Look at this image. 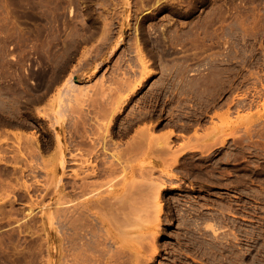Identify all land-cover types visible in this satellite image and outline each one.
I'll return each mask as SVG.
<instances>
[{
    "label": "rangeland",
    "instance_id": "rangeland-1",
    "mask_svg": "<svg viewBox=\"0 0 264 264\" xmlns=\"http://www.w3.org/2000/svg\"><path fill=\"white\" fill-rule=\"evenodd\" d=\"M77 34L78 50L68 52ZM137 37L157 72L125 103L114 138L127 146L154 124L157 144L174 130L179 159L170 165V154L145 149L133 169L93 177L97 195L114 190L130 203L133 194L135 214L128 204L122 212L132 228L110 220L117 238L94 212L76 210L86 196L71 187L88 163L82 154L62 181L54 176L53 126L62 119L69 141L77 116L55 94L78 65L90 100L75 108L111 100L134 64ZM131 109L148 113L128 133ZM30 133L44 145L43 158L32 156L50 161L47 172H33V157L17 152ZM0 144V264H264V0H0ZM190 146L197 149L182 153ZM73 148L69 157L82 151ZM210 223L228 240L212 236Z\"/></svg>",
    "mask_w": 264,
    "mask_h": 264
},
{
    "label": "bare ground",
    "instance_id": "bare-ground-1",
    "mask_svg": "<svg viewBox=\"0 0 264 264\" xmlns=\"http://www.w3.org/2000/svg\"><path fill=\"white\" fill-rule=\"evenodd\" d=\"M80 42H81V39L78 37V34L75 35L73 37V40L71 41V43L68 46V49H67L68 52H71V53L76 52L78 50ZM135 51H136L135 52L136 56H135V58H132V60L135 59L134 64L132 62V64H129V67L126 69V72L123 71L124 75L122 76V78L120 77L121 84H120V81L118 80L119 86L114 91L115 95H113V96L111 95L112 98L110 97V95H108L110 97L109 99H111V100H109V101H105V100L104 101H95V102H91V103L88 101L89 104L87 106L86 111H85L86 107H85V109L81 107L78 110L75 108V105L77 106L80 103V101H82L83 105L87 104L85 102H87V100L90 98L89 90L86 89V87H84L78 80V71L76 72V70H78V65L74 66V68H76V70H73L69 73V76L64 80V84L58 88L57 94H55V97H58L61 99L65 98V99L69 100L70 102H73V108H74L77 116L75 115L76 116L75 121L72 120V121H74L73 122L74 124L73 125L71 124V125L74 127L73 128L74 131L72 133H70V138H71V140L69 139L70 142L68 141L67 131L64 129V126H63L64 121L62 119L57 118V120L53 126L54 133H55L54 134V138H55L54 141H55L56 148H57V156H56L57 162L55 163L54 176L56 177V179H59L58 181H62L63 175L66 174V172L68 170V169L66 170V167L68 165L69 160L74 159V161H77V157L80 156V154H82V156L85 158V161H87L88 163L85 162V164L86 163L87 164L83 165L84 160L81 158L83 160V162L81 165H79V164L78 165H79V167L81 166V168H79V169L82 171L78 170V171L74 172L75 178H79V180L73 181V184L71 183L72 185L69 182V184L72 187V190L74 192H76V195L78 193L80 195L82 194V196H83V194L86 195L85 199L81 203L78 204L79 207H78V209L76 208V210L78 211V214H79V210H80V213H82L83 216H85L86 213H90V211L94 212L96 214V216L101 220L102 224L105 225L107 234H109V233L113 234V236H115V237H117V234H115L113 232V230L111 228L113 225V222L111 223L110 220L112 221L113 218L116 221L117 220L119 221L120 218L125 219V218H123L124 214L122 215V212L125 213V211H124L125 208L126 207L128 208L127 204L129 206H131V210L128 213L131 214L134 212V214H135V211H132L133 206H134L133 194L131 191L129 192L130 194H132V200H133V201L131 200L130 203H129V200L127 203L122 202V200H123L122 197L124 195L121 197L114 190H109L107 192L108 195H102V194L97 195L98 191H99L98 190L99 188L97 187V185H99V183L96 182V180H94L93 177H98L102 174L113 175L118 170H120V167H126L127 166V167H131L133 169V164H132L133 160L137 159V155H138L139 151H142L145 149L149 150V151L150 150H155V151L159 150L161 153L166 152V155L170 154L171 155L169 158V159H171L170 165L176 164L178 162V159H179V157H178L179 154L173 153V150L175 151V149H174L175 144H174V141L171 139V136L173 134H175L174 130H171L169 132L168 137H166L163 140V142H159L157 144L153 143L154 139L152 138L153 137L152 128L154 127V124H149V125L142 126V127L138 128L136 130V132L134 133L133 138L131 140L129 139L130 141L128 140L129 142L126 144L127 146L121 145V143L115 139L116 138L115 136L118 133L117 132L118 130L115 131V127L117 126L116 120L118 118V114L121 111H123V107H124L125 103L128 102L132 98V95L138 91L140 85L143 84L144 81L149 76H151L157 72L156 69L149 68L151 59L145 53L142 42L138 37L135 40ZM85 52L83 53L84 55H85ZM86 54H87V52H86ZM137 71L139 72V75L134 76L132 73L135 74V73H137ZM164 71H166V70L164 69L163 73H164ZM164 74L166 75V73H164ZM164 74H162V76ZM161 78L163 80V77H161ZM158 83H160V82L158 81ZM155 84H156V82H155ZM49 89H50V86H47L45 88V91L42 92V95L40 97H38V100L45 98V95L47 94ZM2 95L4 96V94H2ZM131 110H132V114L129 117V120L127 118L128 123L126 122L127 124L124 125V122H123L124 132L130 131L133 128L135 122L140 120V119L146 118L147 113H148L146 111V112H143L142 114L136 115L133 113L134 109H131ZM128 115H129V113H128ZM42 116L45 117V116H49V115H47L46 113L43 112ZM75 116L73 117V119L75 118ZM93 121L97 124V126L95 127L94 130L91 131L92 126L90 127V125H92ZM10 124L14 125L15 122L11 121ZM70 128H71V126H70ZM70 128H69V130H70ZM119 130L122 131V127H121V129L119 127ZM16 134H22V133L16 132ZM23 138H25V139H23V141H22V138H20V143L21 144H22V142H23V144L27 143L25 146H23V147H25L24 148L25 151H23V149H21V148H19V151H17L18 149L17 150L15 149V151H17L19 154L22 155L21 158L23 160H25V158H23V157H25V156L31 157L32 154H35V155L41 154V157H42L44 145H42L41 140L38 138V136L36 134H31V135H24ZM24 141H25V143H24ZM222 141H224V140H222ZM51 142L49 143V145L51 144ZM126 142H127V140H126ZM53 144L54 143H52V145ZM12 145H10V146H12ZM0 146H3V145L0 144ZM72 147H74L73 149H75V148H77L79 150L82 149V151L80 150L81 153H78L79 152L78 151L77 153H72L71 157H69L67 155V150L72 151L71 150ZM17 148H18V146H17ZM26 149H28L27 150L28 152L26 151ZM195 149H197L196 146H190L189 148L184 149L182 151V153L187 151V150L190 151V150H195ZM19 154H18V156H19ZM35 155L32 156L33 157L32 160H30L31 158L29 159L30 161L27 163V166L32 168L33 172L34 171L36 172V170H38L37 168H42V170L46 171V168H44V166L47 163L48 167H50L49 166L51 164V163L49 164L50 161L46 162V159L44 158L46 163L44 165L43 164L44 160H41L42 161V166H41L38 163L39 161L34 162L35 159H37V158H38L37 160L40 159L39 157L36 158ZM15 156H17V153L15 154ZM18 156L16 158H18ZM162 158H164V157H162ZM0 159L2 162H5V160H4L5 159V153H4V151H2V149L0 150ZM22 159H20V157H19L18 162H19V160L22 161ZM72 160H71V162H72ZM16 162H17V160H16ZM14 165H15V167H17V164L14 163ZM25 169L26 168H23V171H25ZM18 171H19V169H18ZM33 172L31 174L34 175ZM39 173H40V171H39ZM71 173L73 174V172H71ZM28 174H30V173H28ZM106 177H107V175H106ZM111 184H110V186L113 185V184L112 185ZM129 184H131L129 186V188L132 190L134 183H129ZM30 185L32 186V183ZM67 185H68V183H67ZM70 185H68V186L70 187ZM135 188H136V186L133 187V193L135 192V190H134ZM157 188H158V190H160L159 189L160 187H157ZM93 190H98V191L95 192ZM29 191H32V190H29ZM92 191L95 192V195ZM88 192L93 193V194H91L93 196H91L90 194L88 195L87 194ZM158 194H159V192H158ZM31 196H33V195H31ZM12 201H13V199H12ZM158 201H160V197H158ZM160 206H161V204H160ZM129 209H130V207L128 208V210ZM134 210H135V206H134ZM160 210H161V207H160ZM158 212H159V209H158ZM94 213H92V214H94ZM126 213H127V211H126ZM109 214H111L112 216L110 217ZM129 214H127L129 220L127 221L125 219L124 227L127 225V223H128L127 227L132 226L131 222L133 220L131 219L132 221H130V218H132V216L134 214H131L132 215V216L130 215L131 217L129 216ZM121 215H122V217H120ZM52 216L55 217L54 214L49 215V216L46 215V217L44 216L45 221H47L48 219L52 221L53 220ZM63 216H66V215H63ZM69 217L70 216H68L67 218H69ZM46 218H47V220H46ZM60 218H61V216H60ZM64 218H66V217H64ZM98 218H96V219H98ZM134 218L135 217H133V219ZM122 222H123V220L121 221V223ZM120 225L122 226L123 223ZM113 226L116 227L115 224ZM208 227L213 231L212 236L214 235L215 238H217V239L221 238L222 240H226V241L228 240V237L220 236L221 229L223 228L222 225L219 226L216 223H210ZM130 228H132V227H130ZM159 233H160L159 231L155 232L154 237L152 236V238L157 239V236ZM84 235H86V234H84ZM100 235H101V233H100ZM217 239H215V240H217ZM153 243L155 246V250L157 251L158 248H157L154 240H153ZM113 255H114V253L111 254L112 258H113ZM229 263H230V260H229Z\"/></svg>",
    "mask_w": 264,
    "mask_h": 264
}]
</instances>
